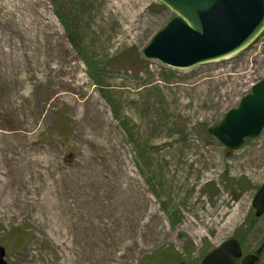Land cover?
Wrapping results in <instances>:
<instances>
[{"label":"rangeland","instance_id":"obj_1","mask_svg":"<svg viewBox=\"0 0 264 264\" xmlns=\"http://www.w3.org/2000/svg\"><path fill=\"white\" fill-rule=\"evenodd\" d=\"M174 17L155 0H0L8 264H201L233 238L264 264V131L235 151L208 132L264 78V32L181 70L143 53Z\"/></svg>","mask_w":264,"mask_h":264},{"label":"water","instance_id":"obj_2","mask_svg":"<svg viewBox=\"0 0 264 264\" xmlns=\"http://www.w3.org/2000/svg\"><path fill=\"white\" fill-rule=\"evenodd\" d=\"M175 17L143 50L175 69L230 59L247 50L264 32V0H155ZM264 130V78L230 110L212 135L229 151L238 150L246 140L258 138ZM253 207L264 215V184ZM259 256L243 254L237 239H230L210 251L201 264H257ZM238 260L241 262L239 263ZM0 264H8L6 249L0 246Z\"/></svg>","mask_w":264,"mask_h":264},{"label":"trees","instance_id":"obj_3","mask_svg":"<svg viewBox=\"0 0 264 264\" xmlns=\"http://www.w3.org/2000/svg\"><path fill=\"white\" fill-rule=\"evenodd\" d=\"M161 7H164V6H162L161 5ZM245 142H247V141H245ZM241 244V243H240ZM242 245V244H241ZM262 252H263V248L262 249H260V254H262ZM156 258V257H155ZM155 258H152V259H155Z\"/></svg>","mask_w":264,"mask_h":264},{"label":"bare ground","instance_id":"obj_4","mask_svg":"<svg viewBox=\"0 0 264 264\" xmlns=\"http://www.w3.org/2000/svg\"><path fill=\"white\" fill-rule=\"evenodd\" d=\"M232 220H233V219L230 220V223H231Z\"/></svg>","mask_w":264,"mask_h":264}]
</instances>
